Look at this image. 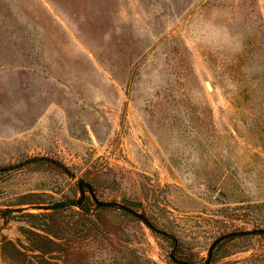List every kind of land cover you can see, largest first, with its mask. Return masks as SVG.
Listing matches in <instances>:
<instances>
[{
	"label": "rangeland",
	"instance_id": "obj_1",
	"mask_svg": "<svg viewBox=\"0 0 264 264\" xmlns=\"http://www.w3.org/2000/svg\"><path fill=\"white\" fill-rule=\"evenodd\" d=\"M81 180L154 228L117 208L22 215L80 200ZM30 221L56 233L44 253ZM257 229L264 0H0V264H264Z\"/></svg>",
	"mask_w": 264,
	"mask_h": 264
},
{
	"label": "trees",
	"instance_id": "obj_2",
	"mask_svg": "<svg viewBox=\"0 0 264 264\" xmlns=\"http://www.w3.org/2000/svg\"><path fill=\"white\" fill-rule=\"evenodd\" d=\"M26 162H28V163H38V164H41L43 162L56 163L55 161H52V160H50L47 157H31V158L27 159ZM75 206H77L80 210H82L85 213L90 211L91 206H93L95 209H106V208L122 209V208H118V207L98 206L92 201L90 196H85V195L81 197V199L77 202V204ZM65 208H67V207L60 208V209H54V210L51 209V213H46V212H23L22 215L24 217H28L30 219H39L41 217H43V219H45L46 217H50L51 214L56 213L58 211H61V210L65 209ZM45 209H50V208L49 207H45ZM122 210H124V209H122ZM124 211L130 213L127 210H124ZM44 222H47V221L45 220ZM46 226H48V225H46ZM45 228H47V227H45V226H43L41 224L33 223L32 221H30L28 227L23 229L24 237H25L26 241L30 244V247L33 248V249H37L38 251H40L42 253L45 252V249H43L42 248L43 246L38 243V240L44 238L45 240H48L49 242L53 243V240L50 237H56L55 236L56 233L54 231H52L51 229H50V231H46L48 236L40 234L38 232L39 229L44 231ZM253 232L255 234L264 235V229H261L259 231L256 230V231H253ZM23 246H24V248H27L26 245H23ZM215 246L213 247L212 252H213ZM212 252H211V254H212ZM210 257H209V259H210ZM207 264H211V260H209L207 262Z\"/></svg>",
	"mask_w": 264,
	"mask_h": 264
},
{
	"label": "water",
	"instance_id": "obj_3",
	"mask_svg": "<svg viewBox=\"0 0 264 264\" xmlns=\"http://www.w3.org/2000/svg\"><path fill=\"white\" fill-rule=\"evenodd\" d=\"M205 84L207 86V88L209 90H212V87H211V84L208 80H205ZM78 186L81 190V194L82 196H84V191H83V186L86 187L88 193H89V196L90 198L92 199V201L98 205V206H106V207H118V208H122L124 210H127L129 211L132 215H134L135 217L141 219L142 221H144V223H146V225H148L149 227L151 228H154V226L150 223V221L147 219V217L143 214V213H139L137 212L134 208H137V207H141V203L138 202V201H132V200H128V199H123L122 202H117V201H102V200H99L91 185L84 181V180H81L79 183H78ZM79 201V199H76V200H61V201H57V202H54L52 204H50L48 207L52 210L54 209H60V208H64V207H69V206H75L77 204V202ZM12 211H15V209H8V210H5V212H12ZM261 229H257V231H259ZM243 232H230V233H227V234H224V235H221L219 237H217L212 243L211 245L209 246L208 248V257L211 256V252H212V249L213 247L222 239L226 238V237H230V236H234V235H237V234H242ZM175 260V258H173ZM208 262V260L206 261V263Z\"/></svg>",
	"mask_w": 264,
	"mask_h": 264
},
{
	"label": "flooded vegetation",
	"instance_id": "obj_4",
	"mask_svg": "<svg viewBox=\"0 0 264 264\" xmlns=\"http://www.w3.org/2000/svg\"><path fill=\"white\" fill-rule=\"evenodd\" d=\"M85 186H83V188H84ZM174 258V257H173ZM176 259V258H175ZM177 260V259H176ZM179 261V260H178Z\"/></svg>",
	"mask_w": 264,
	"mask_h": 264
}]
</instances>
